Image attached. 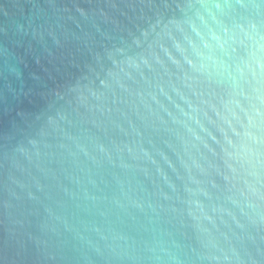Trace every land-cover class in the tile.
<instances>
[{"label":"water","instance_id":"1","mask_svg":"<svg viewBox=\"0 0 264 264\" xmlns=\"http://www.w3.org/2000/svg\"><path fill=\"white\" fill-rule=\"evenodd\" d=\"M0 264H264V0H0Z\"/></svg>","mask_w":264,"mask_h":264}]
</instances>
